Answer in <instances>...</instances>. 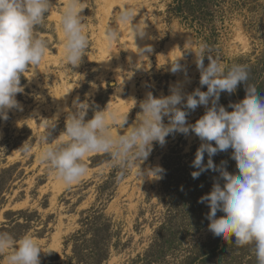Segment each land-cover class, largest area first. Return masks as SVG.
I'll return each instance as SVG.
<instances>
[{"label": "rangeland", "instance_id": "rangeland-1", "mask_svg": "<svg viewBox=\"0 0 264 264\" xmlns=\"http://www.w3.org/2000/svg\"><path fill=\"white\" fill-rule=\"evenodd\" d=\"M83 2L89 44L81 64L72 68L62 60L58 21L65 0H53L44 23L35 29L47 41L45 58L27 70V77L21 76L23 92L16 95L20 107L8 110L7 119L0 118V231L17 239L31 234L44 251L40 264H82L72 258V237L96 214L100 220L94 226L102 220L111 223L105 232L109 254L102 264H257L253 245L237 246L235 237L225 241L208 228L210 209L199 198L210 192L219 173L208 170L192 177V161L201 144L194 133L169 135L163 146L153 142L147 160L127 169L112 166L108 154H89L87 175L61 189V181L40 161L39 151L41 136L50 131L45 125L57 120L53 136L62 135L76 101L89 104L88 118L106 106L129 111L126 128L136 120L139 102L148 93L166 96L175 84L185 93L198 87L206 91L193 52L201 43L207 45V55L220 62L246 65L247 83L264 96V0ZM125 4L136 5L137 22L147 27L146 36L136 43L118 20ZM107 26L121 32L111 49L103 40ZM145 44L151 45V54L137 56V46ZM178 58L182 70L173 73L170 64ZM208 62L205 57V65ZM245 95L240 83L234 93L222 92L219 104L232 111L229 105ZM205 111L198 106L187 121L194 124ZM24 142L32 144L31 155L21 153ZM212 159L238 174L230 152H218ZM207 160L205 153V164ZM155 167L163 169L158 178L149 170ZM140 169L148 176L140 175ZM87 233L92 236V231Z\"/></svg>", "mask_w": 264, "mask_h": 264}, {"label": "clouds", "instance_id": "clouds-1", "mask_svg": "<svg viewBox=\"0 0 264 264\" xmlns=\"http://www.w3.org/2000/svg\"><path fill=\"white\" fill-rule=\"evenodd\" d=\"M52 5L53 0H0V118L7 119L8 110L20 107L16 95L23 92L21 76L27 77V70L39 66L45 58L47 41L35 29L44 23ZM84 9L83 0H65L59 16L62 60L72 68L81 64L89 44L82 21ZM137 15L135 6L125 4L118 16L119 22L130 29L135 43L137 37L143 39L147 34V27L137 22ZM120 35L118 28L107 26L103 34L106 47L111 49ZM137 50V56H145L151 54L152 47L145 44L137 46ZM207 51L203 43L193 51L199 83L207 86L206 91L198 87L185 93L181 84H175L169 95L156 97L148 93L139 102L141 111L136 120L126 128L129 111L106 106L95 109L88 118L89 104L76 101L62 135L53 136L57 120L45 125L50 131L41 136L39 159L59 181L71 186L87 175L85 160L89 154H108L112 166L127 169L147 160L153 142L163 146L169 135L194 133L201 144L192 161L196 169L192 177L196 179L208 170L219 173L210 192L199 198L210 209L209 230L225 241L235 237L237 246L253 245L257 264H264V96L257 93L255 84L247 83L246 65L229 66L207 55ZM179 59L170 64L173 73L182 70ZM240 83L245 85L246 95L240 102L230 104L232 111H228L219 104L220 95L234 93ZM201 105L206 111L194 124L189 123L190 111ZM120 129H124L122 134ZM20 151L31 155L32 144L24 142ZM218 152L231 153L238 174H230L223 161L220 165L213 163L212 157ZM149 170L155 173L152 178H158L163 171L160 167ZM139 174L148 176V171L140 169ZM218 212L222 215L218 216ZM41 251L40 242L31 234L17 239L0 231L3 264H40Z\"/></svg>", "mask_w": 264, "mask_h": 264}, {"label": "trees", "instance_id": "trees-1", "mask_svg": "<svg viewBox=\"0 0 264 264\" xmlns=\"http://www.w3.org/2000/svg\"><path fill=\"white\" fill-rule=\"evenodd\" d=\"M179 8V7H178ZM94 217L83 222L86 228H82L74 233L73 257L78 263L82 264H102L109 254V235L111 228L110 221L106 220L97 227L94 226L100 220V215L94 214ZM92 231V236L87 237V232Z\"/></svg>", "mask_w": 264, "mask_h": 264}, {"label": "bare ground", "instance_id": "bare-ground-1", "mask_svg": "<svg viewBox=\"0 0 264 264\" xmlns=\"http://www.w3.org/2000/svg\"><path fill=\"white\" fill-rule=\"evenodd\" d=\"M107 1V0H106ZM129 1H131V0H129ZM130 3V2H129ZM108 6V5H107ZM136 6V5H135ZM109 10V9H108ZM105 23V22H104ZM109 25V24H108ZM123 28V27H122ZM124 34V33H123ZM133 37V36H132ZM138 38V37H137ZM134 39V38H133ZM138 40V39H137ZM136 40V41H137ZM102 42V41H101ZM175 45V44H174ZM107 50V49H106ZM103 55H105V54H103ZM106 63V62H105ZM132 81V80H131ZM117 105V104H116ZM58 183H60V187L58 186L57 188H62V187H65V185L62 183V182H58Z\"/></svg>", "mask_w": 264, "mask_h": 264}]
</instances>
